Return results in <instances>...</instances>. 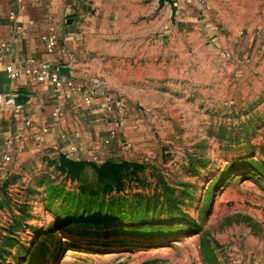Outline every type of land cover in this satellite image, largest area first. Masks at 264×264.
Masks as SVG:
<instances>
[{"label": "rangeland", "instance_id": "374dc122", "mask_svg": "<svg viewBox=\"0 0 264 264\" xmlns=\"http://www.w3.org/2000/svg\"><path fill=\"white\" fill-rule=\"evenodd\" d=\"M155 1L85 35L123 104L110 155L36 146L0 175V264H264V0Z\"/></svg>", "mask_w": 264, "mask_h": 264}, {"label": "crops", "instance_id": "0c3cea01", "mask_svg": "<svg viewBox=\"0 0 264 264\" xmlns=\"http://www.w3.org/2000/svg\"><path fill=\"white\" fill-rule=\"evenodd\" d=\"M204 1L175 0V4L178 13H185L191 20L205 11ZM228 1L225 0L223 8L231 13L234 8ZM211 2L216 10L217 0ZM156 5L155 0H22L19 7L17 0H0V46L11 47L10 53L0 51V96L29 97L20 106L7 99L0 100L1 111L5 112V119L0 122V175L6 173L2 170V156L5 153L18 156V147L26 151L36 146H52L68 151L75 146L79 149L77 158L104 159L111 153L112 146L107 145L110 132L118 120H123L122 115L117 118L105 114L101 100L88 107L83 93L56 89L25 74L11 81L6 68L21 70L34 59L52 69H64L82 82L93 72L82 59L85 35L92 24L95 25L92 31L100 34L101 18L108 17L110 22L106 23L113 22L116 32L123 17L149 14ZM13 11L17 16H11ZM217 14L220 17L224 13L220 10ZM52 36L56 37L57 45L50 52L48 39ZM7 87L10 94L6 93ZM18 133L23 135L22 140L8 144V139Z\"/></svg>", "mask_w": 264, "mask_h": 264}, {"label": "built area", "instance_id": "2783aa9c", "mask_svg": "<svg viewBox=\"0 0 264 264\" xmlns=\"http://www.w3.org/2000/svg\"><path fill=\"white\" fill-rule=\"evenodd\" d=\"M22 0H17L19 7L21 6ZM11 16H17L16 12H11ZM57 45L56 37L52 36L48 39V48L52 52ZM1 53H10L11 47L2 44L0 46ZM8 77L11 81L19 79L21 74H25L30 77H34L39 83H49L56 89L60 90H71L78 93H83L84 102L88 107L95 106L96 100H101L100 104L103 106V111L108 115H115L117 118L121 115L123 104L119 103L115 96L110 91L108 81L101 76H89L82 82H77L73 77H65L61 75L60 69H52L47 63H39L36 60H29L27 66L21 70L14 69L12 66L6 68ZM99 104V103H98ZM122 121V120H121ZM121 121L115 123L114 128L110 132V139L107 141V145L113 142V139L118 138L120 135L119 126ZM120 122V123H119ZM23 135L21 133L14 134L8 139V144L15 145L17 141L22 140ZM17 153H22L24 150L22 147L16 149ZM70 155L76 157L79 149L75 146H71L67 151ZM16 155L13 153H5L2 156V170L7 171L8 168L15 161ZM103 158L95 157V160H101Z\"/></svg>", "mask_w": 264, "mask_h": 264}, {"label": "trees", "instance_id": "16d2710c", "mask_svg": "<svg viewBox=\"0 0 264 264\" xmlns=\"http://www.w3.org/2000/svg\"><path fill=\"white\" fill-rule=\"evenodd\" d=\"M79 171H80V167H79ZM72 172L74 173V170H72ZM121 174H122L121 167L116 165L113 161H108L104 165H102L100 169L99 177L100 180H102L105 185H112L114 182L119 180ZM117 231L120 232L121 230L114 229L107 232V234H112Z\"/></svg>", "mask_w": 264, "mask_h": 264}, {"label": "water", "instance_id": "95a60500", "mask_svg": "<svg viewBox=\"0 0 264 264\" xmlns=\"http://www.w3.org/2000/svg\"><path fill=\"white\" fill-rule=\"evenodd\" d=\"M160 6H164L166 3L171 7L172 9V13L173 15L176 14V4H175V0H158ZM61 75L65 76V77H71L69 75V73H67L68 71L64 70V69H60ZM6 93L10 94V87L6 88ZM10 96V95H9ZM7 100L12 101L13 103H15L16 106H20V105H24L28 100L29 97L28 96H10L7 98Z\"/></svg>", "mask_w": 264, "mask_h": 264}]
</instances>
